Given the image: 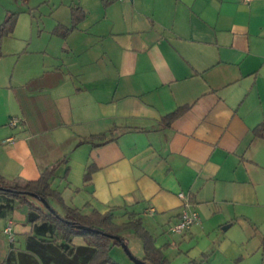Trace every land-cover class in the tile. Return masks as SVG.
Segmentation results:
<instances>
[{
  "label": "crops",
  "instance_id": "obj_1",
  "mask_svg": "<svg viewBox=\"0 0 264 264\" xmlns=\"http://www.w3.org/2000/svg\"><path fill=\"white\" fill-rule=\"evenodd\" d=\"M72 8L85 17L64 34ZM8 13L0 175L24 184L66 160L65 204L139 220L169 264H264V0H0V25ZM181 193L200 222L173 234ZM28 211L0 218V260L25 251Z\"/></svg>",
  "mask_w": 264,
  "mask_h": 264
},
{
  "label": "trees",
  "instance_id": "obj_2",
  "mask_svg": "<svg viewBox=\"0 0 264 264\" xmlns=\"http://www.w3.org/2000/svg\"><path fill=\"white\" fill-rule=\"evenodd\" d=\"M114 1L104 0L105 6ZM84 17L81 8H72V27L64 30V34L75 29ZM17 23L18 14L8 13L0 25V56L4 39L14 33ZM56 31L58 33L62 28L58 27ZM186 111L185 107L166 116L165 123H171ZM254 136L264 139V125L254 130ZM104 138V134L93 135L88 141ZM106 143L94 144L93 147ZM65 162L63 160L46 169L38 180L24 184H10L0 175V218L11 215L18 203L26 204L29 208L27 220L31 225V232L26 235L25 251L19 252L16 259L10 255L6 261L0 260V264H119L112 258L111 252L115 247H122L123 243L127 245L123 232L128 229H134L143 243L146 256L142 261L145 264H169L162 249L156 248L155 241L139 220L119 226L115 223L113 212L101 214L93 210L84 214L77 208L67 206L61 194L52 187L56 172ZM97 170L95 165L87 168L84 175L86 184L91 182ZM77 237L83 238L86 245L74 244Z\"/></svg>",
  "mask_w": 264,
  "mask_h": 264
},
{
  "label": "rangeland",
  "instance_id": "obj_3",
  "mask_svg": "<svg viewBox=\"0 0 264 264\" xmlns=\"http://www.w3.org/2000/svg\"><path fill=\"white\" fill-rule=\"evenodd\" d=\"M18 19H19V15H18ZM2 46H3V43H2ZM61 173L62 172L57 171L56 172V177L59 176V174H61ZM18 182L19 181L17 180L16 183H18ZM10 184H13L14 185L15 183L14 182H10ZM29 200L32 201L31 199H29ZM123 225H126V224H123ZM123 233H124L123 236H124V238L126 239V242H127L128 250L130 251V253L132 254V256L134 258L138 259V260H141V259L143 260V258H144V254L143 253L142 254H139V256H138V250H139L140 247L143 248V243H142L140 237L138 236L137 232L134 229H128L127 231H125ZM171 237L174 238L173 235H171ZM0 240L7 241L6 236L3 235V233H2L1 223H0ZM113 251L114 252L112 253L111 256H112V258H113V256H116V260L115 261L118 262L119 264H136L135 262H133V260L131 259V257L126 253V251L124 250L123 247H115L113 249ZM138 257H142V258H138Z\"/></svg>",
  "mask_w": 264,
  "mask_h": 264
},
{
  "label": "built area",
  "instance_id": "obj_4",
  "mask_svg": "<svg viewBox=\"0 0 264 264\" xmlns=\"http://www.w3.org/2000/svg\"><path fill=\"white\" fill-rule=\"evenodd\" d=\"M244 2H252L254 0H243ZM13 126H16L18 124V121L14 119L11 123ZM179 198L185 203V210L181 214V219L180 221L171 228V232L173 234H182L187 231H189L194 225L198 224L200 222L199 216L194 213L189 211V200L188 197L181 193L179 194ZM5 234L8 236L10 243L15 242V234H14V229H13V224L12 222H9L4 230Z\"/></svg>",
  "mask_w": 264,
  "mask_h": 264
},
{
  "label": "water",
  "instance_id": "obj_5",
  "mask_svg": "<svg viewBox=\"0 0 264 264\" xmlns=\"http://www.w3.org/2000/svg\"><path fill=\"white\" fill-rule=\"evenodd\" d=\"M42 202L45 204L44 200H42ZM47 206V208H49V206L47 204H45ZM122 247L124 248V250L126 251V253L131 257V259L133 260V262H135L136 264H145L143 261L138 260L136 258H134L132 256V254L130 253V251L128 250V247L125 243L122 244Z\"/></svg>",
  "mask_w": 264,
  "mask_h": 264
}]
</instances>
